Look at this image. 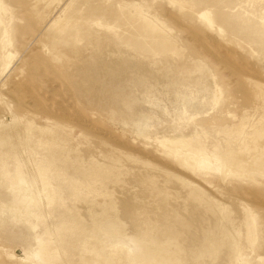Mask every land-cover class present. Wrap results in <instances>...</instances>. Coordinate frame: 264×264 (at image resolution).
I'll use <instances>...</instances> for the list:
<instances>
[{
	"label": "rangeland",
	"instance_id": "374dc122",
	"mask_svg": "<svg viewBox=\"0 0 264 264\" xmlns=\"http://www.w3.org/2000/svg\"><path fill=\"white\" fill-rule=\"evenodd\" d=\"M21 34L28 45L19 44ZM30 46L35 49L24 59ZM118 50L129 52L133 63L147 65L152 73L149 90L133 85L144 120L124 119L114 111L103 115L77 95L79 78L71 74V65L83 66L91 57L96 65L88 76L98 77L106 63L119 60ZM26 100L40 124L48 117H63L62 122L72 125V156L79 148L85 160L90 155L97 163L120 160V179L107 182L117 186L121 204L115 211L126 224L134 210L144 209L143 218L160 214L158 203L163 200L173 203L169 210L183 208V196L201 188L204 206L182 213L221 221L229 231L224 238L212 233L220 242L196 260L192 252L201 247L195 224L173 254L185 264H229L230 253L239 259L235 264H264V174L247 172L244 166L245 138L264 143V134L260 138L255 133L263 123L253 125L264 117V0H0L3 125L16 121L15 108ZM166 138L183 143L171 144ZM101 150L112 158H103ZM196 158L210 160L218 169L225 164L231 171L194 166ZM142 170L164 183L156 185ZM65 174L70 178L73 168ZM56 198L52 204L39 201L40 216L26 223L33 224L34 236L42 242H57L53 227L60 224V213L84 211L96 196L74 197L63 190ZM209 206L225 210L207 212ZM248 220L253 224L249 230ZM19 230L11 227L0 239V264H41L34 254L36 237L28 240Z\"/></svg>",
	"mask_w": 264,
	"mask_h": 264
},
{
	"label": "bare ground",
	"instance_id": "6f19581e",
	"mask_svg": "<svg viewBox=\"0 0 264 264\" xmlns=\"http://www.w3.org/2000/svg\"><path fill=\"white\" fill-rule=\"evenodd\" d=\"M143 20L150 26V20L146 17H143ZM17 40L21 45H24V42L27 45L30 43L22 34ZM34 49L35 46H30L24 59L30 57ZM117 55H120L119 60L106 63L98 77L88 76L92 75V69L96 65L91 57L83 66L71 65V74L79 78L76 85L77 95L85 106L103 115L109 116L114 111L124 119L138 116V119L140 117L144 120L147 116L137 105L133 85L144 86L149 90L152 82L148 85V79L152 77V73L147 65L133 63L134 57L129 52L121 50ZM16 93L14 92V95H17ZM22 96L24 94H21L20 98ZM29 102L31 101L26 100L21 104L23 107L15 108L16 115L13 112L12 115H15L16 121L11 125H3L0 121V239L5 238L7 229L20 227L19 231L28 240L36 237L39 242L38 250L34 254L41 264H185L184 259L175 256L172 250L181 248L182 238L195 224H199L200 229L195 234V239L199 241L198 245L201 247L199 251L192 252L191 256L196 260L204 257L205 250L213 251L220 242L218 238L226 236L229 227L223 225L221 221H213L202 215L189 217L182 213L183 210L201 208L203 205L201 188H192L183 196V208L177 206L169 210V204L172 202L163 200L158 203V207L163 209L160 214L143 218L141 216L144 209L134 210L130 213L131 222L126 224L115 211L121 204L117 186L113 188L107 182L111 179L117 183L120 179L121 168L118 164L120 160L114 157L109 164L97 163L94 162L95 156L92 155L89 160H85L79 148L75 149L76 157L72 156L73 141L69 134L73 129L72 125L62 122L63 117L54 121L48 117V121L40 124L36 119L39 115L28 109ZM42 108L44 109V106ZM257 123H263V126L256 127L255 133L264 134V117L253 125ZM238 126L242 129L245 123ZM79 133L86 138L83 129H80ZM259 136L262 138V134ZM250 137L244 140L247 160L246 165H243L246 166L247 172L258 171L264 174V143H252L249 141ZM165 140L171 144L183 143L171 138ZM217 147L216 145V150L219 151ZM100 154L103 158H112L108 152L101 150ZM191 162L193 165L198 163L203 168L220 170L226 174L231 171L225 164L218 169L205 158H196ZM70 167L73 168V175L69 178L65 173ZM143 173L146 174L142 170L141 174ZM144 176L152 178L156 185L164 183L158 177L153 179L149 173ZM63 190L68 191L70 196L79 197L85 193L96 196V199H93L92 204L84 211L71 213L66 210L59 214L60 224L53 227L59 244L42 242L39 235L34 236L33 224L28 225L32 223L33 217L40 216L38 202L43 200L49 204L55 203L56 197H60ZM38 192H43L44 196H38L36 194ZM101 195L108 198H97ZM176 202L179 204V200ZM218 208L221 211L225 210ZM218 208L209 206L206 210L210 212L219 210ZM250 217L251 215L249 219ZM252 227L253 224L248 220V230ZM232 228L236 230V226L233 225ZM53 230L47 229L46 233H52ZM214 232L218 235L217 239L212 237ZM104 249H109L108 254L103 252ZM119 251L122 253L119 254ZM229 259V264H235L239 260L233 253H230Z\"/></svg>",
	"mask_w": 264,
	"mask_h": 264
}]
</instances>
